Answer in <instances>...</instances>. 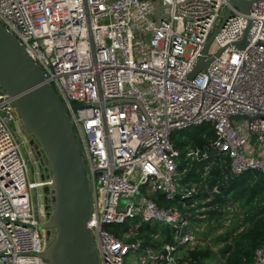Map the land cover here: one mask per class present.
Returning <instances> with one entry per match:
<instances>
[{"label": "built area", "instance_id": "built-area-1", "mask_svg": "<svg viewBox=\"0 0 264 264\" xmlns=\"http://www.w3.org/2000/svg\"><path fill=\"white\" fill-rule=\"evenodd\" d=\"M246 1L249 14L233 0H0V23L68 107L91 186L88 226L100 264H125L132 253L137 264H178L176 254L200 245L209 225L226 230L238 221L243 230L240 204L212 205L222 183L209 181L219 164L232 177L255 171L264 178V118L231 121L264 115V0ZM202 59L207 69L191 79ZM12 124L23 126L13 99L0 92V264H47V209L36 212L31 191L52 190L54 181L29 180ZM204 126L208 145L176 146V133ZM192 171L199 181L187 178ZM137 196L141 204L121 203ZM155 221L173 239L160 251L138 237ZM254 264H264L263 248Z\"/></svg>", "mask_w": 264, "mask_h": 264}, {"label": "water", "instance_id": "water-1", "mask_svg": "<svg viewBox=\"0 0 264 264\" xmlns=\"http://www.w3.org/2000/svg\"><path fill=\"white\" fill-rule=\"evenodd\" d=\"M232 5L249 14L252 3L233 0ZM161 10L162 7L158 6L157 26L164 18ZM231 15L228 10L220 27L210 38L205 53ZM247 35L248 31L244 43ZM208 64L202 59L190 78L200 70L207 69ZM0 92L13 99L26 132L34 137L31 146L40 157L42 166L48 163L45 170L47 175L42 176L41 180L52 177L54 181L52 190L44 187L46 197L51 199L53 206L47 204L48 221L42 226L52 235L49 248L42 254L43 259L47 264H100L88 226L93 211L91 186L83 164L82 147L68 115V107L53 87L44 82L41 68L1 23ZM258 118H264V115L232 116L231 121L250 122Z\"/></svg>", "mask_w": 264, "mask_h": 264}, {"label": "trees", "instance_id": "trees-1", "mask_svg": "<svg viewBox=\"0 0 264 264\" xmlns=\"http://www.w3.org/2000/svg\"><path fill=\"white\" fill-rule=\"evenodd\" d=\"M210 133L209 137L212 138ZM196 146L203 147L208 145V140L203 138V135L197 133L192 137ZM176 146L183 149L186 144L184 142H176ZM224 165H214L211 171L212 178L209 181L210 185L221 180V195L217 196L212 205H218V208L223 207L231 201H236L244 210L243 230L237 236L233 232L225 233L215 241V245L223 244L219 253H215L211 248H196L194 251H189L185 261H190L191 264H205L207 261H217L219 264H254L255 252L258 249H264V178L255 171H249L237 177L230 175V168L223 167ZM227 175V178L224 176ZM196 177L199 181V175L195 171L190 172L187 178ZM153 199L161 205H167L162 196H153ZM149 224H144L139 233L145 247H150L155 250L159 249L163 243H172V235L170 231L160 234L161 239H157L154 232H150ZM120 229H111L116 235L120 236ZM148 230V231H147ZM156 231V230H153ZM146 235H142L143 233ZM139 237V236H138ZM161 241H164L161 243Z\"/></svg>", "mask_w": 264, "mask_h": 264}, {"label": "rangeland", "instance_id": "rangeland-1", "mask_svg": "<svg viewBox=\"0 0 264 264\" xmlns=\"http://www.w3.org/2000/svg\"><path fill=\"white\" fill-rule=\"evenodd\" d=\"M214 51H217L216 47H213ZM241 123L243 125L246 126L247 121L246 120H241ZM204 127H192L188 130L185 131H181L178 132L174 135V140L175 142H184L186 144V146H189L191 143V139L193 136H195L197 133H200L203 131ZM11 128L13 130V132L15 133L18 142L20 143V147H21V153L23 155V157L26 159L27 161V165H28V175H29V180L32 182H36L41 180L42 176L47 175L45 170L46 167H48V163L46 162L45 166H42L41 161H40V157L37 155L36 150L33 148V146H31V141L34 139V137L29 134L28 132H26L24 126H19V128H17L15 126V124L11 125ZM210 130H208L209 132ZM251 144L255 145L256 144V139L255 138H251ZM185 146V147H186ZM185 147L182 149L183 151L185 150ZM44 158V157H43ZM45 159V158H44ZM46 161V160H45ZM183 160L179 161V164L182 165ZM32 194V201H33V205L35 207V210L37 213H45L46 212V204H49V206H53L51 199L48 197V202H46V194L44 192V187H39L37 189H34L31 191ZM133 201H136L137 203L141 204L142 203V198L140 196L133 198H124L122 200V204H128L131 203ZM45 206V207H44ZM242 216H244V210L240 209V213H236L235 218L238 219L240 217V219L242 218ZM140 221L138 220H130L128 221V223L125 225V229H128L131 227V225H134L136 222ZM234 226L233 228H226V230H219L217 228H215V226H210L209 225V229L207 232L203 233L200 237V242L201 244L198 245L196 248H211L212 251H214L215 253H219L220 249L223 247V244H219V245H215V241H217L220 236L224 235L225 233L228 232H235L234 235L237 236L238 234L241 233V231L238 229L239 223L234 222ZM141 224H143V221H141ZM221 226V225H220ZM150 232H154L153 235L156 236L157 239H161L160 234H164L166 235V233H168L169 227L161 222L155 221L152 225L148 226ZM222 227L224 228V225L222 223ZM221 227V228H222ZM156 230V231H153ZM148 231V230H147ZM159 231V232H158ZM161 232V233H160ZM142 235H146V233L144 232ZM139 238L141 239V234L139 233ZM143 239V238H142ZM164 241H161V243H163ZM162 246H159V251L162 249ZM194 247H192L191 250H189L188 248H185L184 250H180L177 254H176V262L179 264V260L180 262H182L183 260H185L188 257V253L189 251H194L193 250ZM137 253H132L129 256L126 257L125 259V264H137L136 261H138L139 259L136 258ZM205 264H219L217 261H207Z\"/></svg>", "mask_w": 264, "mask_h": 264}, {"label": "flooded vegetation", "instance_id": "flooded-vegetation-1", "mask_svg": "<svg viewBox=\"0 0 264 264\" xmlns=\"http://www.w3.org/2000/svg\"><path fill=\"white\" fill-rule=\"evenodd\" d=\"M48 198L46 197V200H47Z\"/></svg>", "mask_w": 264, "mask_h": 264}]
</instances>
